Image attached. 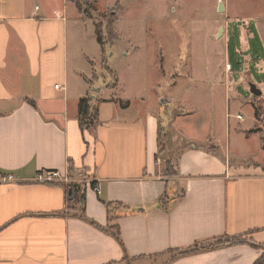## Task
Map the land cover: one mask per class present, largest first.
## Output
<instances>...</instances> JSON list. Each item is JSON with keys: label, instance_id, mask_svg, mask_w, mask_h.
<instances>
[{"label": "crops", "instance_id": "1", "mask_svg": "<svg viewBox=\"0 0 264 264\" xmlns=\"http://www.w3.org/2000/svg\"><path fill=\"white\" fill-rule=\"evenodd\" d=\"M57 3L0 0V175L15 177L0 182V264H255L264 254V168L232 164L227 142L224 155L217 145L206 150L205 142L219 144L211 138L189 137L175 160L161 119L171 95L158 94L151 106L126 95L118 73L115 87L101 89L98 79L92 86L95 28L72 0ZM88 96L101 101L99 123L83 131L79 103ZM162 160L177 175H166ZM70 164L85 175L86 217L119 228L124 247L86 221L53 216L67 209L66 190L35 179L44 170L69 174ZM227 238L260 247L171 261Z\"/></svg>", "mask_w": 264, "mask_h": 264}, {"label": "rangeland", "instance_id": "2", "mask_svg": "<svg viewBox=\"0 0 264 264\" xmlns=\"http://www.w3.org/2000/svg\"><path fill=\"white\" fill-rule=\"evenodd\" d=\"M43 1L58 7V0ZM72 3L81 8L83 23L102 31V59L99 61L101 46L96 35L90 42L93 52L87 50L95 74L92 82L98 79L101 89L112 87L113 75L118 73L125 94L145 97L151 106H158V94L167 100L171 95L161 119L176 142L175 160L190 145L189 137L198 143L211 138L219 144L205 142V147L217 145L224 155L227 142L232 164L264 168V97L250 93V83H255L264 94V0ZM68 4L71 7V0ZM73 13L71 17H75ZM230 36L233 40L228 46ZM228 64L233 65L231 72ZM254 104L263 111L261 122L256 119ZM243 130L248 131L241 133ZM160 167L170 177L177 175L173 164L162 160ZM72 180L82 185L86 181L85 175L78 174Z\"/></svg>", "mask_w": 264, "mask_h": 264}, {"label": "trees", "instance_id": "3", "mask_svg": "<svg viewBox=\"0 0 264 264\" xmlns=\"http://www.w3.org/2000/svg\"><path fill=\"white\" fill-rule=\"evenodd\" d=\"M86 2V5H88V2ZM78 9H80V14H82L81 8L77 6ZM87 9L83 12V14H87ZM96 37H97V42L101 46L102 51L104 52V45L102 41V31L97 27L95 31ZM233 40V37L231 36L228 42V46L231 45ZM260 57H255L256 60H258ZM233 68V65H231ZM115 78L114 86L115 87L118 83V76L117 74L113 75ZM95 85V84H93ZM101 101H99L97 104L94 103V100L91 97L84 98L80 101L79 103V121H80V126L83 131L89 130L92 128H95L98 123H99V110H98V105L100 104ZM254 108L256 110V119L261 122L263 120V111L260 109L257 105L254 104ZM162 133V132H161ZM160 133L159 137V142L162 143V136ZM194 148H199L198 146L194 145ZM208 151H214L215 148L210 147L206 148ZM69 175L72 179L77 177V173L75 172V169L72 164L69 166ZM82 182H76L73 181L70 184H61L67 194V209L63 213H58L54 214L53 216H68V217H73L77 218L83 221H86L90 223L91 225L105 231L108 233H111L112 236L123 246V242L121 240V235H120V230L117 227L107 229L103 228L100 225L96 224L92 220H89L86 217V185L85 182H83V185L81 184ZM236 245H252V246H257L260 247L259 245H256L254 243H251L250 241H246L243 239H220L213 241L212 243H207V244H196L193 247L186 249L184 251H180L176 253L175 255L172 256V260H175L180 257L192 255V254H197L203 251H211V250H216L224 247H230V246H236ZM264 250V246L260 247ZM255 264H264V254L263 256L255 263Z\"/></svg>", "mask_w": 264, "mask_h": 264}, {"label": "built area", "instance_id": "4", "mask_svg": "<svg viewBox=\"0 0 264 264\" xmlns=\"http://www.w3.org/2000/svg\"><path fill=\"white\" fill-rule=\"evenodd\" d=\"M232 66L231 64L227 65V71L231 72L232 71ZM56 89L59 88V86H55ZM239 120H243L242 116L237 117ZM80 176H84L83 173L79 174ZM15 177L12 174H1L0 175V182L1 183H9V182H14ZM35 182L38 184L42 185H61V184H70L73 182L72 178L70 177L69 174H62L59 171H54V170H44L38 173ZM95 191L97 193L100 192L99 188H96Z\"/></svg>", "mask_w": 264, "mask_h": 264}, {"label": "water", "instance_id": "5", "mask_svg": "<svg viewBox=\"0 0 264 264\" xmlns=\"http://www.w3.org/2000/svg\"><path fill=\"white\" fill-rule=\"evenodd\" d=\"M223 32V28L220 30L219 34ZM99 91V89H96ZM250 93L257 98H260L263 96V92L258 88V86L255 83H250Z\"/></svg>", "mask_w": 264, "mask_h": 264}]
</instances>
